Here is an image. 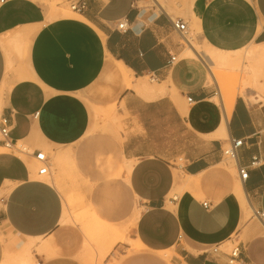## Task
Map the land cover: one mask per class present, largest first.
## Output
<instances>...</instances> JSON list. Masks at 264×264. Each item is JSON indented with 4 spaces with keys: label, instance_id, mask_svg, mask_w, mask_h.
Segmentation results:
<instances>
[{
    "label": "crops",
    "instance_id": "0c3cea01",
    "mask_svg": "<svg viewBox=\"0 0 264 264\" xmlns=\"http://www.w3.org/2000/svg\"><path fill=\"white\" fill-rule=\"evenodd\" d=\"M149 2L87 0L79 14L87 22L48 21L38 0L0 3V120H8L13 144L8 154L0 152V261L4 247L20 249L33 240L32 264H83L60 223L61 194L30 178L16 145L25 144L33 158L79 140L89 123L80 95L111 70V57L136 79L154 74L151 82L169 89L147 98L127 88L118 98L125 116L121 157L130 166L127 187L141 208L130 241L150 252L178 253L184 264H210L203 249L243 235L248 239L237 246L240 261L264 264V236L251 223L240 232L243 212L235 191L239 186L255 215L264 213V99L251 103L237 96L227 113L214 100L203 62L181 58L185 46L171 23L180 18L189 29L194 23L200 40L237 51L264 43V0H188L180 5L181 16ZM121 21L126 31L117 29ZM171 55L177 59L173 65ZM24 67L29 77L20 79ZM236 140L243 142L230 158L225 151ZM242 168L248 173L244 180ZM121 247L130 246L113 245ZM145 263L138 254L131 264Z\"/></svg>",
    "mask_w": 264,
    "mask_h": 264
},
{
    "label": "rangeland",
    "instance_id": "374dc122",
    "mask_svg": "<svg viewBox=\"0 0 264 264\" xmlns=\"http://www.w3.org/2000/svg\"><path fill=\"white\" fill-rule=\"evenodd\" d=\"M44 1L46 0H41ZM47 1L53 7L71 11L67 0ZM156 1L167 13L181 16L180 5L182 3L187 5L188 0ZM154 3L155 0L149 2L150 5ZM189 27V41L196 49L203 51L205 41L199 39V29L194 23ZM246 49L241 51L240 58H243ZM183 57L188 56L183 53L181 58ZM233 58L232 63L221 70L229 75L226 89L223 92L219 90L222 100L239 96L242 89L243 76L237 72V56L234 55ZM133 81H143L151 85L156 83L151 82L148 77L136 79L134 75ZM207 85L213 88L215 97H218L216 84L207 82ZM124 89L127 87L123 80L116 77L111 70H105L93 85L83 91L80 99L89 114L86 133L69 146L43 149L49 158V174L40 176L38 174L40 164L26 154L16 153V157L24 162L31 179L52 184L54 182L53 185L62 196L64 211L67 210L66 220L62 225L68 230L69 242L78 246L79 256L91 259L92 264H131L133 256L138 254L145 255V264H152L149 260L156 257L162 260L158 264H184L178 253L166 251L157 254L140 248L129 239L130 229L141 208L138 200L128 190L124 161L121 157L125 116L118 98ZM0 93L2 98V92ZM245 99L251 103L262 100L251 91H247ZM217 104H220V101ZM9 152L10 149L6 147L1 151L2 154ZM52 155L66 156L65 163L57 168L51 159ZM250 223L260 236H264V225L254 213ZM247 226L248 223L241 226L240 232L244 233ZM0 239L4 244L3 239ZM247 239V236L243 235L233 236L219 247L205 248L202 252L209 256L210 264H230L231 260L247 264L239 258L231 257L236 247ZM117 242L129 244L130 247L114 250L113 245ZM19 254L21 253L18 247L16 249L4 247L0 264H4L5 256L13 258Z\"/></svg>",
    "mask_w": 264,
    "mask_h": 264
},
{
    "label": "bare ground",
    "instance_id": "6f19581e",
    "mask_svg": "<svg viewBox=\"0 0 264 264\" xmlns=\"http://www.w3.org/2000/svg\"><path fill=\"white\" fill-rule=\"evenodd\" d=\"M38 1L45 8L46 18L48 21L57 19L60 17H67V18H77L79 20L87 22L82 16L79 15V13L77 14V12L71 9H70L71 11H64L57 7H53V5L49 4L50 2L48 3L47 0L44 2H41V0H38ZM98 33L102 35L100 31H98ZM189 34H190V29H189ZM181 43H182V40H181ZM184 46H186L185 51H184L185 55H187L190 58L199 59L206 66L207 71H208L207 82L216 84L218 91L220 90L222 92L227 87L229 75L221 72V70L226 69V67L232 63V60H234L233 58L234 55L237 56V59H238L237 60V72H239L243 76L242 77V89L240 91L239 96H242L245 98L247 95V91H251L252 94L256 95V97L258 96L262 100L264 99V43L250 44L249 46H247L248 49H246L247 47L243 48V49H246L244 51L243 58H240L241 56L240 53L243 49H240L237 51H222V50L212 47L206 41H205V49L203 51L196 49L191 44L190 41L187 44H184ZM109 60L111 62L110 64H112L111 71L114 73L116 77L121 78L123 80L127 88H133L139 94L147 98H157L169 92V89L167 88L165 84L155 83L151 85L143 81L134 82L133 72L129 70L126 66H124L122 62H117L113 60L111 57H109ZM27 77H29V72L24 67L23 69L19 71V78L23 79ZM220 91H219V96L215 97L214 100L216 103L220 101V103L223 104L226 112L228 113L233 101L235 100V97H232L231 99H228V100L227 99L222 100ZM1 108H2V98H0V111H1ZM112 112L113 110H111L110 114H112ZM16 149L19 151V153L20 152L23 154L31 153V152H28L26 146H24L22 142H19L16 145ZM2 150L3 148L0 147V152ZM44 155L48 158V156L45 153ZM51 159L53 160L55 166L57 168H60L65 163L66 156L52 155ZM230 165L233 166V161H231ZM124 166H125L124 171H125L126 180H127V174L129 172L130 166L125 161H124ZM49 169H50V166H49ZM50 184L53 185L54 182L53 184L52 183ZM235 191L242 205L243 216H242L241 224L243 226L247 223L248 224L250 223L253 212L249 208L239 186L236 185ZM139 214L140 212H137L135 220L138 218ZM66 215H67V210L65 209L62 219L60 221L61 224L65 222ZM99 223L100 225H102V221H100ZM32 246H33V240H29L23 247L19 249L21 254L13 258L11 256L9 257V255L5 256V258L3 259V263L4 264H8V263L32 264L31 253H30V249ZM137 246H139L140 248L142 247V245L139 242H137ZM154 253L159 254L162 252H154ZM79 257H80V260L83 261L84 264H92L91 259L85 258L81 255L80 256L78 255V258ZM161 261H162L161 259L159 260V258L156 257L155 259L149 260V263L158 264ZM230 264H239V263H237L234 260H231Z\"/></svg>",
    "mask_w": 264,
    "mask_h": 264
},
{
    "label": "built area",
    "instance_id": "2783aa9c",
    "mask_svg": "<svg viewBox=\"0 0 264 264\" xmlns=\"http://www.w3.org/2000/svg\"><path fill=\"white\" fill-rule=\"evenodd\" d=\"M5 1H7V0H0V3H4ZM67 4L71 10H73L79 14L85 12V10L87 9V6H88L87 0H67ZM161 11L166 12L163 9ZM173 12H175V11H173ZM171 23H172L173 28L180 35V38L182 40V44L183 45L187 44L189 42V38H188L189 29H188L187 23L184 22L180 18L171 19ZM117 29L120 31H126L128 29L127 22L122 21V22L118 23ZM176 62H177L176 56L171 55L169 64L173 65ZM148 78L150 79V81H154L156 79V76L154 74H150ZM188 101L191 102L192 99L189 98ZM8 133H9L8 120L6 118H2L0 120V135H1V138L3 140L2 142L4 143L5 147L12 148L13 144L8 139ZM242 142H243L242 140L233 141L231 144V147L225 151V154L228 157L233 158L235 156V149L240 147L242 145ZM33 158L36 162H38L40 164V167L38 169V174L40 176L47 175L49 173V164H48V158L44 155V153L41 151H37L33 154ZM247 175H248V173H247L246 169H244V168L239 169V176L241 179H243V180L246 179ZM256 215H257V218L264 225V213L257 212ZM238 256H239V248L236 247V250L232 253V257L238 258Z\"/></svg>",
    "mask_w": 264,
    "mask_h": 264
}]
</instances>
